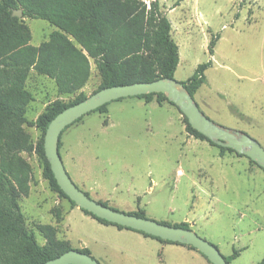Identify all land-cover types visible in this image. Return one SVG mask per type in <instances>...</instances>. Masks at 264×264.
<instances>
[{
  "label": "rangeland",
  "instance_id": "obj_1",
  "mask_svg": "<svg viewBox=\"0 0 264 264\" xmlns=\"http://www.w3.org/2000/svg\"><path fill=\"white\" fill-rule=\"evenodd\" d=\"M144 1L149 6L153 0ZM158 2L178 46L173 79L183 83L199 65L210 63L205 83L193 96L199 110L264 149V0ZM23 21L35 47L56 30L44 20ZM100 83L92 61L86 85L70 95L59 94L52 80L31 72L26 86L36 102L29 105L23 127L33 146L41 131L30 124L46 106L71 103L79 93L89 97ZM61 142L65 171L93 201L123 213L143 211L158 223H186L229 264L264 259V171L246 157L222 153L188 134L174 105L137 97L114 101L106 114L91 112L71 125ZM22 157L31 165L33 179L29 196L19 204L40 246L46 241L36 226L48 224L57 229V240L73 249L86 248L99 264H209L185 245L97 222L50 188L35 152ZM234 251L238 256L230 259Z\"/></svg>",
  "mask_w": 264,
  "mask_h": 264
},
{
  "label": "trees",
  "instance_id": "obj_2",
  "mask_svg": "<svg viewBox=\"0 0 264 264\" xmlns=\"http://www.w3.org/2000/svg\"><path fill=\"white\" fill-rule=\"evenodd\" d=\"M17 10L22 11L21 19L12 16ZM24 18L47 21L56 30L47 41L32 46L31 32ZM171 31V23L161 11L158 0H153L149 6L144 0H0V264H43L70 250L90 255L86 248L73 249L67 242L57 240V229L48 224L36 226L46 241L40 246L35 234L27 229L21 212L20 199L29 196L33 179L32 167L22 153L32 152L42 161L43 177L50 188L76 207L59 189L45 157L43 144L46 129L55 116L87 98L79 93L71 103L57 101L46 106L30 124L41 131L40 141L33 146L30 135L23 127L28 107L34 99L26 86L30 73L52 80L57 92L62 95L74 94L86 85L91 61L101 79L95 92L113 86L173 79L179 53ZM213 46L214 40L209 45L210 54ZM209 66L210 63L199 65L192 77L182 83L192 97L205 83L204 71ZM137 98L146 103L153 99L158 104L168 102L163 94ZM107 106L94 112L106 114ZM184 122L188 134L215 146L194 130L185 117ZM215 147L222 153H235L231 149ZM101 204L108 207L106 203ZM82 211L103 225L127 229ZM128 214L146 218L143 211ZM60 221L58 214L57 223ZM166 225L190 230L186 223ZM138 233L162 243H171ZM237 256L238 252L234 251L230 259ZM225 260L230 263L227 258ZM258 264H264V259Z\"/></svg>",
  "mask_w": 264,
  "mask_h": 264
},
{
  "label": "water",
  "instance_id": "obj_3",
  "mask_svg": "<svg viewBox=\"0 0 264 264\" xmlns=\"http://www.w3.org/2000/svg\"><path fill=\"white\" fill-rule=\"evenodd\" d=\"M12 16L21 19L22 11H14ZM148 94L165 95L168 102L173 104L187 119L188 124L212 144L231 149L264 170V149L254 139L243 132L213 123L199 110L193 97L182 83L174 79L162 78L153 82H138L101 89L55 116L46 129L43 144L45 157L50 165L54 179L59 189L70 201L74 202L76 207L91 213L98 219L142 232L164 241L191 246L202 254L210 264H227L225 258L214 245L197 236L192 230L177 228L147 218L119 212L93 201L73 184L65 171L58 149L59 138L64 129L106 104L124 98ZM43 264L99 263L90 255L77 250H70Z\"/></svg>",
  "mask_w": 264,
  "mask_h": 264
},
{
  "label": "crops",
  "instance_id": "obj_4",
  "mask_svg": "<svg viewBox=\"0 0 264 264\" xmlns=\"http://www.w3.org/2000/svg\"><path fill=\"white\" fill-rule=\"evenodd\" d=\"M35 100L33 99V101L30 103V104H35ZM62 147V142H61V146H60V148ZM60 150V149H59Z\"/></svg>",
  "mask_w": 264,
  "mask_h": 264
}]
</instances>
